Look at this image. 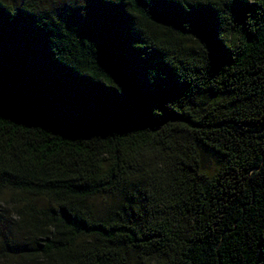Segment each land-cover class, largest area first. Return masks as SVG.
I'll list each match as a JSON object with an SVG mask.
<instances>
[{"label":"trees","instance_id":"16d2710c","mask_svg":"<svg viewBox=\"0 0 264 264\" xmlns=\"http://www.w3.org/2000/svg\"><path fill=\"white\" fill-rule=\"evenodd\" d=\"M4 197L0 264H264V0H0Z\"/></svg>","mask_w":264,"mask_h":264},{"label":"rangeland","instance_id":"374dc122","mask_svg":"<svg viewBox=\"0 0 264 264\" xmlns=\"http://www.w3.org/2000/svg\"><path fill=\"white\" fill-rule=\"evenodd\" d=\"M203 161H204V165L207 168H211L214 165V158L210 154L206 153L204 155ZM101 200H102L101 197L97 198L98 203H100ZM0 219L3 220V223L5 222V223L10 224V225L15 219L14 207L12 205H10V202L7 199V197L0 199ZM131 264H137V262L132 261Z\"/></svg>","mask_w":264,"mask_h":264}]
</instances>
